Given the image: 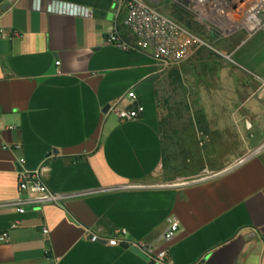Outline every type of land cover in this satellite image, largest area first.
<instances>
[{
	"label": "crops",
	"instance_id": "1",
	"mask_svg": "<svg viewBox=\"0 0 264 264\" xmlns=\"http://www.w3.org/2000/svg\"><path fill=\"white\" fill-rule=\"evenodd\" d=\"M118 4L11 0L0 10V234L7 233L0 264H149L129 250L88 240L91 233L119 231L167 247L171 264H259L264 154L192 182L157 180L164 158L158 92L167 79L180 82V70L194 68L193 58L180 70L158 72L147 54L109 44ZM208 50L222 56L210 45L197 53ZM242 58L229 61L242 68ZM256 80L257 97L248 95L240 106L264 109V79ZM128 91L143 112L137 121L121 122L109 107L130 106ZM19 158L60 205L19 197ZM169 218L178 232L162 245Z\"/></svg>",
	"mask_w": 264,
	"mask_h": 264
},
{
	"label": "rangeland",
	"instance_id": "2",
	"mask_svg": "<svg viewBox=\"0 0 264 264\" xmlns=\"http://www.w3.org/2000/svg\"><path fill=\"white\" fill-rule=\"evenodd\" d=\"M148 1L170 16L172 4L182 5ZM203 37L222 56L209 50L197 53L190 62L194 68L183 72L180 66V82L167 79L158 92L164 158L157 180L163 183L210 177L264 145V109L240 106L248 95L257 97L256 79H264V36L244 37L236 44ZM239 57L242 68L229 61ZM219 109L226 116H219ZM187 141L196 144H175ZM258 152L264 154V148Z\"/></svg>",
	"mask_w": 264,
	"mask_h": 264
},
{
	"label": "built area",
	"instance_id": "3",
	"mask_svg": "<svg viewBox=\"0 0 264 264\" xmlns=\"http://www.w3.org/2000/svg\"><path fill=\"white\" fill-rule=\"evenodd\" d=\"M182 1V7L191 13V20L198 30H194L170 15L160 12L148 0H119L117 6L118 23L107 37L109 44L126 51L147 54L154 61L158 72H167L191 60L197 52L208 47V38L236 43L238 39L250 37L256 32L264 33V0H172ZM185 4V5H184ZM84 16L90 17L91 11L84 10ZM264 93V87H262ZM126 97L130 106L118 109L109 107L119 121H137L143 107L136 103L133 91ZM24 160H16L18 173L17 192L21 199L33 196L39 202L60 205L57 194L49 190L40 180L37 172H30L23 166ZM22 213L21 208L18 209ZM11 224L10 228H15ZM178 223L169 218L166 221L160 244H168L178 232ZM44 236L48 234L42 228ZM90 242H103L109 246L126 245L143 254L148 262L171 264L168 248L128 239L122 232L110 236L89 234ZM0 242H7V233L0 234ZM264 264V251L260 263Z\"/></svg>",
	"mask_w": 264,
	"mask_h": 264
},
{
	"label": "trees",
	"instance_id": "4",
	"mask_svg": "<svg viewBox=\"0 0 264 264\" xmlns=\"http://www.w3.org/2000/svg\"><path fill=\"white\" fill-rule=\"evenodd\" d=\"M1 1V0H0ZM171 16L174 17L176 20L184 23L186 26L198 30L195 24L191 20V15L186 11L184 7L179 4H172V13ZM209 38H214V36H210ZM172 77L178 78L179 73L174 71L171 74Z\"/></svg>",
	"mask_w": 264,
	"mask_h": 264
},
{
	"label": "water",
	"instance_id": "5",
	"mask_svg": "<svg viewBox=\"0 0 264 264\" xmlns=\"http://www.w3.org/2000/svg\"><path fill=\"white\" fill-rule=\"evenodd\" d=\"M10 3H11V0H6L5 2L1 3L0 4V10H6L9 7ZM262 148H264V145L260 146L254 153L258 152ZM247 157H249V156H247ZM247 157L243 158L242 160H240L239 162H237L235 165H237L238 163L242 162ZM120 247L122 249H124V250H129L130 252H133L134 254H136L137 256H139L140 258H142L143 260L147 261L146 257L143 254H141L138 250H136L135 248H128L126 245H122ZM148 263L149 264H154L153 262H148Z\"/></svg>",
	"mask_w": 264,
	"mask_h": 264
}]
</instances>
